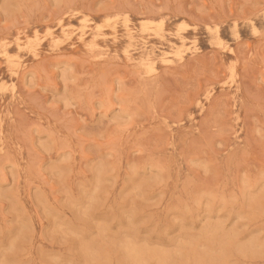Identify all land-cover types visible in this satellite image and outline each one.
I'll list each match as a JSON object with an SVG mask.
<instances>
[{
    "label": "rangeland",
    "instance_id": "374dc122",
    "mask_svg": "<svg viewBox=\"0 0 264 264\" xmlns=\"http://www.w3.org/2000/svg\"><path fill=\"white\" fill-rule=\"evenodd\" d=\"M0 264H264V0H0Z\"/></svg>",
    "mask_w": 264,
    "mask_h": 264
},
{
    "label": "bare ground",
    "instance_id": "6f19581e",
    "mask_svg": "<svg viewBox=\"0 0 264 264\" xmlns=\"http://www.w3.org/2000/svg\"><path fill=\"white\" fill-rule=\"evenodd\" d=\"M130 32H131V30H130ZM80 39H82V38H80ZM181 52L182 51L179 48H174L173 47V51L171 53H165V54H163V62L166 63L167 65H173L174 64V61L176 59L182 57ZM142 61H143V63H148V65L150 66V70L151 71H155L157 69V63L158 62L156 61V56L151 55V54L145 55L142 58Z\"/></svg>",
    "mask_w": 264,
    "mask_h": 264
}]
</instances>
